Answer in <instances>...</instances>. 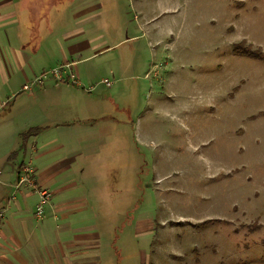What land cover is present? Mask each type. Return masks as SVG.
Returning a JSON list of instances; mask_svg holds the SVG:
<instances>
[{"label":"rangeland","instance_id":"1","mask_svg":"<svg viewBox=\"0 0 264 264\" xmlns=\"http://www.w3.org/2000/svg\"><path fill=\"white\" fill-rule=\"evenodd\" d=\"M33 9L92 16L107 49L75 65L80 85L41 68L5 102L18 127L74 123L41 134L67 145L59 156L88 159L90 186L106 195L93 209L103 264H264V59L242 51L264 54V0Z\"/></svg>","mask_w":264,"mask_h":264},{"label":"crops","instance_id":"2","mask_svg":"<svg viewBox=\"0 0 264 264\" xmlns=\"http://www.w3.org/2000/svg\"><path fill=\"white\" fill-rule=\"evenodd\" d=\"M42 4L44 0H0V264H103L108 255L93 209L102 211L106 195L90 186L89 160L77 162L76 152L59 156L67 145L41 133L25 141L23 157L16 143L17 132L40 127L47 133L74 123L44 120L39 126L18 127L5 105L41 68L64 63L76 72L75 65L107 50L91 36L99 27L92 16H41L33 7ZM61 20L63 27L57 24ZM64 46L68 54L60 58ZM43 190L51 198L39 216Z\"/></svg>","mask_w":264,"mask_h":264},{"label":"built area","instance_id":"3","mask_svg":"<svg viewBox=\"0 0 264 264\" xmlns=\"http://www.w3.org/2000/svg\"><path fill=\"white\" fill-rule=\"evenodd\" d=\"M52 73L56 80L60 83H73L76 85H80V79L78 75L71 69V64L67 65H62L57 68H54L52 70ZM46 75L41 76L37 79V81L42 82L45 79ZM107 85H111L109 82L106 83ZM32 86L31 84H26L24 85L23 89L24 90H30ZM26 171L29 172V169L26 167ZM42 195V201L41 204L37 207V214L41 216L44 213V205L48 201V199L51 198V193L48 192L47 190L41 191Z\"/></svg>","mask_w":264,"mask_h":264},{"label":"trees","instance_id":"4","mask_svg":"<svg viewBox=\"0 0 264 264\" xmlns=\"http://www.w3.org/2000/svg\"><path fill=\"white\" fill-rule=\"evenodd\" d=\"M236 50L237 49H235V51ZM242 51H244L245 54H249V55L255 56L257 58L264 59V54L262 52H259L258 50L257 51H250V48H246L245 50H242ZM236 52H238V51H236ZM42 131H43V128L34 127V128H31V129L27 130L26 132H24L23 133V137H24V139L26 141V139L29 136L34 135V134H40Z\"/></svg>","mask_w":264,"mask_h":264}]
</instances>
